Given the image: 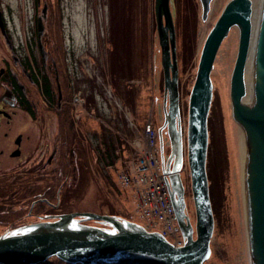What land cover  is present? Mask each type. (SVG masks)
Returning a JSON list of instances; mask_svg holds the SVG:
<instances>
[{
  "label": "rangeland",
  "instance_id": "obj_1",
  "mask_svg": "<svg viewBox=\"0 0 264 264\" xmlns=\"http://www.w3.org/2000/svg\"><path fill=\"white\" fill-rule=\"evenodd\" d=\"M39 1L38 7L35 8L34 4L36 12L41 14L44 5L49 8L48 22L43 23L45 36L53 40L49 48L57 59L58 69L67 65L68 77H64L71 81L69 90L66 89V81L62 82V88L67 90L66 101L71 117L58 119L59 122L66 120L70 123L68 129L70 127L75 133L68 140L72 148L71 166L67 168L64 165L58 172L57 168L54 170L52 166L42 164L45 161L42 159L37 173L30 168L33 167L29 165L32 162L26 161L25 169L28 170L9 176L0 188V235L18 232L20 225L36 221L28 217L31 202L37 198L57 201V189L62 182L67 183V189L65 195L60 193L58 207L55 209L41 204L35 206V210L57 215L70 211L109 213L137 224V218L143 219L140 208L136 206L139 201L137 195L142 193L147 200L151 185L155 186L157 182L144 179L139 191L141 187L137 183L141 182L132 173L124 176L125 183L121 176L129 172L131 158L136 160L142 149L158 147L160 130L155 93L157 30L154 0ZM228 1L212 0L208 16L202 20L199 0H168L174 24L184 140L188 98L200 50ZM252 1L256 7L258 0ZM32 6L31 0H0L1 15L4 17V11L14 14V20L10 14L13 36L23 37L22 29L31 25ZM162 25H165L164 18ZM238 38L239 30L234 25L220 44L210 74L212 100L208 129L210 127L213 142L210 143L209 136L208 146H212L213 165L216 161L220 177L221 166L223 183L221 195L217 197L211 254L204 264H251L245 175L247 142L244 143L245 156L241 161L240 127L233 117L229 97ZM253 61L254 56L252 68ZM147 125H150L149 132L145 130ZM64 133L65 129L59 126L54 140L49 142L46 139L44 142H54L57 146L60 140L62 144ZM184 148L186 151V142ZM154 169L159 170L158 167ZM182 173L186 185L184 200L194 221L186 163ZM6 200L12 205L4 206ZM161 200L167 201L166 192ZM154 203L157 204L156 201ZM84 224L104 229L111 227L96 220ZM47 259V264H68L55 256Z\"/></svg>",
  "mask_w": 264,
  "mask_h": 264
},
{
  "label": "water",
  "instance_id": "obj_2",
  "mask_svg": "<svg viewBox=\"0 0 264 264\" xmlns=\"http://www.w3.org/2000/svg\"><path fill=\"white\" fill-rule=\"evenodd\" d=\"M199 1L201 17L204 20L210 9L211 0ZM253 5L252 0H229L226 3L203 42L189 95L186 133L196 217L195 239L192 224L184 212L185 203L179 170L174 168L171 171L174 176H169L172 184L170 196L182 235L186 237L184 246L173 247L160 234L147 232L133 223L120 222L110 215L73 212L61 215L55 221L40 222L19 229L18 232L0 236V264H36L53 255L71 264H202L207 259L213 232V213L205 169L208 144L207 115L212 98L210 73L221 42L234 25L238 27L239 38L230 76L229 97L233 117L242 126L247 142L245 175L251 264H264V0L255 33L253 97L250 101L245 99L244 82L252 31ZM154 12L158 31L155 43L158 125L159 129L163 125L162 107L163 103L166 105L168 93L169 107L168 112L165 111L164 114V125L167 124L172 155L181 161L179 117L176 122L178 91L174 26L168 0H154ZM163 17L165 25H162ZM41 31L42 24L39 18V34ZM163 131L160 130V133ZM160 138L162 143L164 137L161 134ZM161 150L164 159L163 149ZM78 215L108 222L114 230L77 226L74 217Z\"/></svg>",
  "mask_w": 264,
  "mask_h": 264
},
{
  "label": "flooded vegetation",
  "instance_id": "obj_3",
  "mask_svg": "<svg viewBox=\"0 0 264 264\" xmlns=\"http://www.w3.org/2000/svg\"><path fill=\"white\" fill-rule=\"evenodd\" d=\"M31 2L33 19L31 25L22 29L23 37L20 38L15 37V34L13 36L10 25V14L13 20L14 14L4 11L3 17L0 11V27L4 29L2 31L0 28V188H3L9 176L15 173L22 174L29 169H25L26 161L32 162L29 165L33 167L30 168H34V172L37 173L38 163L42 159L45 160L42 164L47 167L52 166L54 170L57 168L58 172H61L64 165L67 168L71 166L72 148L68 140L70 141L75 133L70 127L68 129L71 124L66 123V120L58 121L62 116L71 117L72 112L66 101L71 81L65 80L64 77L65 75L68 77L67 65L66 68L65 66L57 68V59L53 57L49 48L53 40L45 34L41 37L44 48V53H41L38 38L32 34L35 20L40 14L35 8L40 5V1L31 0ZM48 9L46 8L45 22H48L49 18ZM63 81L67 83V90L62 88ZM59 126L65 129L62 144L60 140L58 143L56 140L57 146L54 142L51 144L44 142L46 139L49 142L54 140ZM75 132L78 133L77 128ZM167 144L165 139L163 141L165 157H167ZM48 151L49 153L46 154ZM66 189L67 183H61L57 196L60 193L62 196L65 195ZM39 199H43L42 203L49 207L56 209L58 206L55 204L56 201ZM6 201L4 206L12 205L11 201ZM38 204L40 203L37 199L32 201L29 218L33 217L36 221H40L54 219L57 216V213L46 214L35 210Z\"/></svg>",
  "mask_w": 264,
  "mask_h": 264
},
{
  "label": "bare ground",
  "instance_id": "obj_4",
  "mask_svg": "<svg viewBox=\"0 0 264 264\" xmlns=\"http://www.w3.org/2000/svg\"><path fill=\"white\" fill-rule=\"evenodd\" d=\"M262 2H263V0H258V2H257L258 5L256 7H255V5H253L252 31H251V38H250L249 46H248V59H247V63H246L245 73H244V82H245V88H246V96H245V99L247 101H250L252 99V97H253V95H252V86H253V81H252V60H253V54H254V48H255V33H256V29H257V25H258V20H259V17H260ZM239 127H240L239 128L240 130H238V133H239V139H240V142H241L240 143L241 145H240V148L239 149L241 151V153H240L241 161H243L244 160V156H245V145H244V143H246V135H245V132L243 134V131L244 130H243L242 126L239 125ZM241 129L243 130L242 132H241ZM158 143H159V145H161L160 135H159V138H158ZM182 145L183 144H181V160L184 163H186L188 165V168H189V164H188V152L185 151V150H183ZM207 151H208V149H207ZM138 156L141 159H143V160L161 159L162 158V150L160 148L157 152H155V151H152L150 149H147V148L145 149L144 148V149H142L139 152ZM206 158H207V152H206ZM188 176H189V178L191 180L190 168H189V175ZM184 177H185V175L184 176H181L179 178L182 179ZM57 191H58V189H57ZM59 198L57 197V201L55 203L56 205H59L58 204L60 202L59 201ZM37 201H38V203H40L38 205L44 204V203H42L44 201L43 199H39ZM194 213H195V209H194ZM61 214H63V213H61ZM247 216H248V214H247ZM187 217L189 219V214H187ZM177 222H178V219L177 220H175V219H169V223L168 224L174 225ZM163 225H165V221H161V220H150L147 223H142L141 227L144 230H146L147 232H156V233L159 234L160 233V228Z\"/></svg>",
  "mask_w": 264,
  "mask_h": 264
},
{
  "label": "built area",
  "instance_id": "obj_5",
  "mask_svg": "<svg viewBox=\"0 0 264 264\" xmlns=\"http://www.w3.org/2000/svg\"><path fill=\"white\" fill-rule=\"evenodd\" d=\"M151 186L152 187L148 192V198L147 200H144V204L146 205L145 212L146 213L154 212L155 213L154 220L165 221V225L162 226L164 232H167L168 230H172L173 225L168 224L169 219H173L171 210L168 206V202L165 200L164 202H162L161 200L165 194L164 190L162 191L163 187L159 183H157L155 186L153 185ZM153 199H155L157 204L154 203L155 201H153Z\"/></svg>",
  "mask_w": 264,
  "mask_h": 264
},
{
  "label": "trees",
  "instance_id": "obj_6",
  "mask_svg": "<svg viewBox=\"0 0 264 264\" xmlns=\"http://www.w3.org/2000/svg\"><path fill=\"white\" fill-rule=\"evenodd\" d=\"M209 132H210V138H211L210 143H211L213 142V137H211L212 135L211 130ZM212 155H213L212 146H208L207 163H206L207 175L209 179V192H210L211 205H212L213 213L214 215H216L217 214L216 203H217L218 195H221L223 173L221 171V166H220L219 167V172L221 174L220 177L218 172L216 171V167H217L216 161H215V166L213 165L214 160ZM43 264H47V261H45Z\"/></svg>",
  "mask_w": 264,
  "mask_h": 264
}]
</instances>
